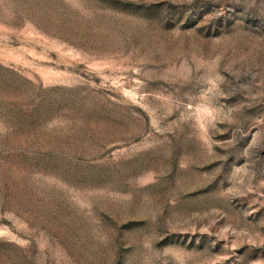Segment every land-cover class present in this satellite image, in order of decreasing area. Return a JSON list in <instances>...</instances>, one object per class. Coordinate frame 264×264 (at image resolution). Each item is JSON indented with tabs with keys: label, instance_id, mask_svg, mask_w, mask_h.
Here are the masks:
<instances>
[{
	"label": "rangeland",
	"instance_id": "374dc122",
	"mask_svg": "<svg viewBox=\"0 0 264 264\" xmlns=\"http://www.w3.org/2000/svg\"><path fill=\"white\" fill-rule=\"evenodd\" d=\"M0 264H264V0H0Z\"/></svg>",
	"mask_w": 264,
	"mask_h": 264
}]
</instances>
